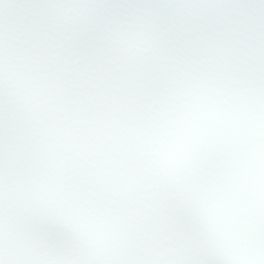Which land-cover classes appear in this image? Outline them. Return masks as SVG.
I'll return each mask as SVG.
<instances>
[{
    "label": "snow or ice",
    "instance_id": "snow-or-ice-1",
    "mask_svg": "<svg viewBox=\"0 0 264 264\" xmlns=\"http://www.w3.org/2000/svg\"><path fill=\"white\" fill-rule=\"evenodd\" d=\"M0 264H264V0H0Z\"/></svg>",
    "mask_w": 264,
    "mask_h": 264
}]
</instances>
